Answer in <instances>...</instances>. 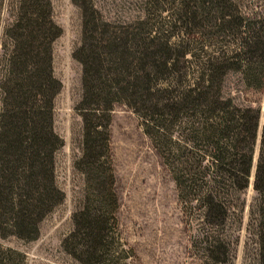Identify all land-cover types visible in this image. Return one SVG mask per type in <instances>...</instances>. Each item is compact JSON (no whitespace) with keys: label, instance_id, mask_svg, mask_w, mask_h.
Returning a JSON list of instances; mask_svg holds the SVG:
<instances>
[{"label":"trees","instance_id":"1","mask_svg":"<svg viewBox=\"0 0 264 264\" xmlns=\"http://www.w3.org/2000/svg\"><path fill=\"white\" fill-rule=\"evenodd\" d=\"M80 9L79 205L62 249L81 264H119L126 257L109 147L110 110L123 103L160 155L177 198L205 228L200 240L214 262L231 264L228 241L212 231L243 208L259 107L223 95L237 72L253 91L264 85V0H144L128 21L102 17L92 0ZM4 6V10H3ZM60 27L50 0H0V236L37 237L39 223L64 197L55 182L52 127L60 81L51 42ZM248 214L255 264H264V125L253 167ZM24 253L0 245V264H24Z\"/></svg>","mask_w":264,"mask_h":264},{"label":"rangeland","instance_id":"2","mask_svg":"<svg viewBox=\"0 0 264 264\" xmlns=\"http://www.w3.org/2000/svg\"><path fill=\"white\" fill-rule=\"evenodd\" d=\"M102 17L128 21L142 14L144 0H92ZM51 16L60 27L51 42L52 72L60 81L53 98L52 127L62 144L54 152L55 182L63 199L39 223L36 238L23 240L0 236V245L24 253V264H81L61 247V237L71 227V212L81 200L83 178L74 167L80 154L81 120L74 108L80 97V64L72 56L80 37V9L73 0H50ZM4 10V6H3ZM223 95L238 105L259 107L256 142L246 188L240 193V213H229L212 231L228 241L231 264H255L256 237L250 226L249 208L255 192L253 167L260 130L264 125V85L253 91L243 86L237 72L226 74ZM109 147L116 217L126 257L119 264H222L206 255L200 240L205 226L177 198L170 173L160 155L142 132L139 119L123 103L110 110Z\"/></svg>","mask_w":264,"mask_h":264}]
</instances>
